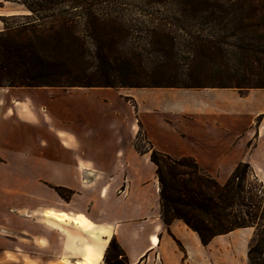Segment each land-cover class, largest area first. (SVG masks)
Segmentation results:
<instances>
[{
  "label": "crops",
  "instance_id": "crops-1",
  "mask_svg": "<svg viewBox=\"0 0 264 264\" xmlns=\"http://www.w3.org/2000/svg\"><path fill=\"white\" fill-rule=\"evenodd\" d=\"M6 3L0 18L22 13ZM51 89L0 87V264H104L111 239L128 264H212L213 247L218 264L245 260L253 227L203 246L181 222L163 224L155 167L134 144L140 123L155 150L192 157L220 184L248 164L264 188V90Z\"/></svg>",
  "mask_w": 264,
  "mask_h": 264
},
{
  "label": "trees",
  "instance_id": "trees-1",
  "mask_svg": "<svg viewBox=\"0 0 264 264\" xmlns=\"http://www.w3.org/2000/svg\"><path fill=\"white\" fill-rule=\"evenodd\" d=\"M3 1L17 3L24 11L0 18L4 25V31L0 33V87H207L145 78L137 80L138 72L143 71L138 62L143 47L160 49L164 44L155 34L134 38L123 20L96 11L102 5L116 6L118 0ZM209 1L135 0L136 4L129 6L146 15V10L152 7L200 11L206 9ZM260 31L258 47L244 50L256 55L254 59L258 69L255 74L259 80L253 86L233 87L237 90L264 89V21L260 23ZM204 42L198 40L190 45L193 67L202 51L207 55L214 52V48ZM168 45H173L172 39ZM86 58L95 62L94 72L87 75L80 70L78 74L77 65ZM122 65L127 68L123 70ZM122 76L129 78L121 80ZM219 88L231 87L221 85ZM125 100L128 101V98ZM139 128L136 140L142 135L148 150L142 152L136 144L134 148L138 153H149V160L155 167L163 224L168 227L173 221L181 222L196 234L203 246H207L216 236L254 227L253 245L248 249L247 259L249 264H258L256 255H260L259 248L264 244V188L258 180L250 184L247 182L251 174L249 165L239 164L226 182L220 184L207 175L192 157L175 158L155 150L141 126ZM53 189L61 196L70 194L61 187ZM103 263L128 264L125 253L115 239L110 240Z\"/></svg>",
  "mask_w": 264,
  "mask_h": 264
},
{
  "label": "rangeland",
  "instance_id": "rangeland-1",
  "mask_svg": "<svg viewBox=\"0 0 264 264\" xmlns=\"http://www.w3.org/2000/svg\"><path fill=\"white\" fill-rule=\"evenodd\" d=\"M6 4L22 10V13L24 11V8L17 3L8 2ZM123 4H127V6ZM130 4H136L135 0H118L116 6L106 4L96 8V11L100 14L117 16L123 20L134 38L155 34L159 42L164 44L163 48L159 47L160 49L152 46L143 47L138 62L144 72H138L137 80L145 78L173 84H199L207 86L208 89H223L219 88L223 85L231 87L226 89L239 91L241 94L247 90H237L233 87L237 85L242 87L253 86L259 80L255 74L258 69L254 59L256 55L251 52H244V50H254L258 47L261 34L260 23L264 21V0H210L206 9L200 11L174 9L172 7H152L146 10V15L132 8V6L130 7ZM12 23L9 22V24ZM170 39L173 40L172 46L168 45ZM198 40L205 41L206 45L214 48L212 49L214 52L207 55L205 51H202L195 62L196 65L193 67V64L191 65L193 56L190 53V45ZM95 65L93 60L86 58L85 61L77 65L78 74L81 70L83 73L91 75L94 72ZM121 68L124 70L127 67L122 65ZM128 78L122 76L121 80H128ZM81 89L90 88L53 87L51 90L63 93L74 90L81 92ZM103 89L118 91L125 95L130 89L134 88ZM135 144L142 152L148 150V145L142 135L138 136ZM255 180L258 179L251 173L247 182L250 184ZM55 193L63 200L69 199L71 195V192L67 196H61L56 191ZM3 212L5 216L12 215L10 209H5ZM253 238L248 244V249L253 245ZM212 251L214 255L212 264H218L219 249L213 247ZM259 252L260 255H256V261L258 264H264V244L259 248ZM7 257L9 256L7 255ZM227 260L229 264H249L247 257L242 261L234 257L231 252H229ZM197 261L192 262V264L203 262L202 258ZM181 264H184V262Z\"/></svg>",
  "mask_w": 264,
  "mask_h": 264
},
{
  "label": "bare ground",
  "instance_id": "bare-ground-1",
  "mask_svg": "<svg viewBox=\"0 0 264 264\" xmlns=\"http://www.w3.org/2000/svg\"><path fill=\"white\" fill-rule=\"evenodd\" d=\"M45 216L47 217H52L54 219H56L57 221H65L67 220L66 216L64 215H60V214H51V213H45ZM70 222H72L73 224L82 227L84 226V221L80 218H70L69 219ZM153 243H156V240H153ZM80 264H88L87 260H82Z\"/></svg>",
  "mask_w": 264,
  "mask_h": 264
}]
</instances>
